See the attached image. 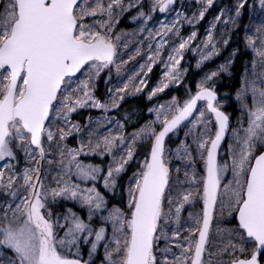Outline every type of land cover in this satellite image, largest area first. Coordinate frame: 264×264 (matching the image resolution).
I'll return each instance as SVG.
<instances>
[{
    "label": "snow or ice",
    "instance_id": "6c2138e0",
    "mask_svg": "<svg viewBox=\"0 0 264 264\" xmlns=\"http://www.w3.org/2000/svg\"><path fill=\"white\" fill-rule=\"evenodd\" d=\"M195 3L0 0V264H264V0Z\"/></svg>",
    "mask_w": 264,
    "mask_h": 264
},
{
    "label": "trees",
    "instance_id": "16d2710c",
    "mask_svg": "<svg viewBox=\"0 0 264 264\" xmlns=\"http://www.w3.org/2000/svg\"><path fill=\"white\" fill-rule=\"evenodd\" d=\"M219 4L230 3V0H218ZM197 5L194 0L186 1L184 5V10L188 15H191L193 11H195ZM217 9L213 8L206 15V19L201 21L198 25H196V30L198 31L199 37L203 38L205 35V29L208 26V21L212 19V17L216 14ZM244 22L247 23V17H244ZM122 24H127L123 22ZM189 26H185L182 29V33H185ZM192 28V27H191ZM219 31L222 29L218 28L217 35L219 36ZM241 46L240 38L238 35L233 34L232 39L227 47L220 46V53L218 56L213 57L210 61L203 63L199 68L196 67V62L199 59L198 55L192 53L191 51H187L185 53V59L182 62L184 67L188 69L186 76L184 77V83L177 87H170L164 93H161L157 98L158 100H169L173 96L178 99L187 98L186 89H191V92L194 94L196 91L197 82L203 77V75L210 70H215L219 64L225 62V60L229 57L230 52L233 48L237 46ZM229 78L222 76L218 82V91L221 95L225 92L230 91L229 85L232 83ZM152 105L151 101H148L147 97L144 94H140L139 97H133L129 99V103L125 105L126 108H129L135 114L132 118V123L143 124L144 121L151 118V115L148 113V108ZM233 108V107H232ZM229 112L230 107L227 109ZM233 112V111H232ZM82 119V117H81ZM129 131H131V125L129 126ZM71 143V141H70ZM98 162V161H97ZM23 161H21L22 166Z\"/></svg>",
    "mask_w": 264,
    "mask_h": 264
},
{
    "label": "rangeland",
    "instance_id": "374dc122",
    "mask_svg": "<svg viewBox=\"0 0 264 264\" xmlns=\"http://www.w3.org/2000/svg\"><path fill=\"white\" fill-rule=\"evenodd\" d=\"M186 1H190V0H184V5H185V2H186ZM194 1H195V0H194ZM220 5H223V4H220ZM191 14H192V13H191ZM189 16H190V15H189ZM157 18H158V19H164V17H157ZM167 19H171V16L167 17ZM123 22H125V23H127V24H122ZM185 26H189V25L185 24L183 27H185ZM135 27H136L135 24L129 23L127 20H122L121 25H120V28L123 29V30H125V31H132ZM182 29H183V28H182ZM192 30H193V28L188 27V29L186 30L185 33H182V30H181V33H182V35L187 36ZM198 57H199V56H198ZM140 62H143V61H142V59L138 58L137 62H134V63H132V64H130V65L128 66V69H129V70H132V69L137 68V67H138V63H140ZM162 68H163V65H161V64H157V65L153 68L152 73L149 74V79H148V89H145V92L142 93V94H144V95L146 96L147 91H148L151 87H153V86L156 84V82L158 81V79H159L160 76H161ZM103 91H104V84L101 82L100 85H99V93H98V94L102 95V94H103ZM159 95H160V94H159ZM146 97H147V96H146ZM169 100H170V99H169ZM169 100H158V98H154V99L151 101L152 105H151L150 107H152V106L155 105V104H158V103H164V102L169 101ZM179 100H180L181 102L183 101L182 99H179ZM230 111H231V112L233 111V113H234V115H233V117H232V119H233V121H234V120H235V116H236L238 113H235V112H234V107H233V108L230 107ZM92 114L95 115L96 113L93 112ZM153 118H154V117L151 115V118H150V119H153ZM150 119H149V120H150ZM181 136H183V133H181ZM23 166H24V164H22L21 167H23Z\"/></svg>",
    "mask_w": 264,
    "mask_h": 264
}]
</instances>
